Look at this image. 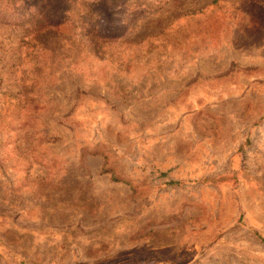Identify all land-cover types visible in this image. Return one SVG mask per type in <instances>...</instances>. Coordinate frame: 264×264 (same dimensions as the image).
Masks as SVG:
<instances>
[{
    "label": "rangeland",
    "instance_id": "rangeland-1",
    "mask_svg": "<svg viewBox=\"0 0 264 264\" xmlns=\"http://www.w3.org/2000/svg\"><path fill=\"white\" fill-rule=\"evenodd\" d=\"M63 4L0 25V264H264V0Z\"/></svg>",
    "mask_w": 264,
    "mask_h": 264
},
{
    "label": "trees",
    "instance_id": "trees-1",
    "mask_svg": "<svg viewBox=\"0 0 264 264\" xmlns=\"http://www.w3.org/2000/svg\"><path fill=\"white\" fill-rule=\"evenodd\" d=\"M59 1L58 4H56ZM61 1L63 0H43L45 2L44 9L38 8L37 11L33 12V6L32 8L27 9L24 11L22 9L20 12L18 10L23 6L24 4H27V0H14L16 2L15 5H9L7 0H0V25H13L14 23H18L20 25H25L27 23H30L34 21L36 18H41L46 24H48L49 27H54L53 22L54 21V11L59 12V13H64L65 10L62 9L64 4L60 7L59 4H61ZM19 6V8H17ZM93 9L89 10V14L93 13ZM17 12L16 15H14ZM30 13V14H28ZM25 14V15H24ZM27 14V15H26ZM14 15V16H13ZM19 16V19L16 16ZM52 17V18H51ZM40 32V31H39ZM43 37H38L37 40H42ZM37 46H40V41H38ZM26 45L29 47L30 42H27ZM38 104L35 103V108H37ZM104 172H110L109 169H104ZM112 178L114 180H118L114 175H112Z\"/></svg>",
    "mask_w": 264,
    "mask_h": 264
}]
</instances>
